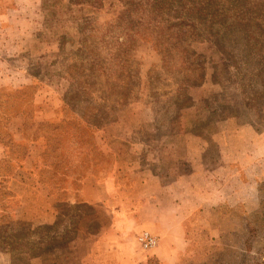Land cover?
Instances as JSON below:
<instances>
[{"label":"rangeland","instance_id":"obj_1","mask_svg":"<svg viewBox=\"0 0 264 264\" xmlns=\"http://www.w3.org/2000/svg\"><path fill=\"white\" fill-rule=\"evenodd\" d=\"M242 1L0 0V17L16 3L30 6L23 10L29 40H0V78L7 73L14 88L0 92V117L25 109L34 121L64 120L55 133L64 136L63 170L75 172L58 187L54 224L18 219L19 197L0 193V251L12 250V264H25L28 256L61 262L55 249L74 239L81 219L95 211L63 201L64 194L76 193L88 168L102 184L110 167L109 177L120 176L121 185L156 181L175 197L205 200L193 219L199 229L188 238L189 252L176 264L264 263V98L255 93L263 91L264 76L241 63L250 54L244 37L233 31L218 40L219 24L200 16L207 6L234 10ZM196 9L197 15L189 12ZM8 31L0 27V39ZM254 56L261 62L263 50ZM58 93L53 117L39 119L35 101L52 105ZM68 113L91 127L93 141L87 133L77 137ZM6 152L0 145V156ZM0 264L6 263L0 258Z\"/></svg>","mask_w":264,"mask_h":264},{"label":"crops","instance_id":"obj_2","mask_svg":"<svg viewBox=\"0 0 264 264\" xmlns=\"http://www.w3.org/2000/svg\"><path fill=\"white\" fill-rule=\"evenodd\" d=\"M16 4L0 17V27L11 28L10 33L2 35L0 40H29V19L23 10L28 12L30 6ZM36 5L35 2L31 4L34 9ZM13 11L20 13L18 19L10 18L9 12ZM5 77L8 78L7 73ZM60 99L61 94L58 93L53 100L55 104L35 101L40 107L39 119H51L61 105ZM23 125L22 114L13 117L7 124L16 141L23 139ZM36 155L31 151L23 169L9 179L8 188L21 201L16 216L18 219L37 225L54 224L57 221L54 210L57 202L30 173ZM120 180V176L113 174L102 184L90 178L82 181L84 203L95 211L81 219L77 226L79 233L74 239L55 249L54 254L61 262L54 260L51 264H149V258H154L156 264H176L181 256L189 252L188 238L195 229H199L194 228L193 219L206 204L205 200L185 195L175 197L170 195L169 188L164 189L156 181L151 185L145 182L137 188L140 184L127 187L121 185ZM217 202L221 203L222 199ZM141 231H148L157 237L154 249L145 252L139 248L136 235ZM0 255L6 264H12L13 256L9 252L0 251ZM25 264L49 262L41 256H28Z\"/></svg>","mask_w":264,"mask_h":264},{"label":"trees","instance_id":"obj_3","mask_svg":"<svg viewBox=\"0 0 264 264\" xmlns=\"http://www.w3.org/2000/svg\"><path fill=\"white\" fill-rule=\"evenodd\" d=\"M263 2L264 1L259 0L242 1L241 3H235L234 10H224L223 8L217 10V5H214L213 8L207 6V8L202 12L203 15H200L205 20H208L210 25L219 24L221 30L219 34L217 32V34H214V36L217 35L218 40H220L221 37V41L225 40L226 37L228 38V34L233 31L238 32L239 36L244 37V48L249 50L250 54L248 56H243L247 59V61L243 60L241 63H243L245 67H250L249 71L253 72L254 76L260 78L262 75L264 76V59L259 62L254 54H258L262 50L264 52ZM200 10L201 9H196L189 12L196 13L197 15V12ZM218 13H221V16H218ZM225 15L228 17H225ZM224 17L225 19H223ZM227 20L231 21V23L227 24ZM210 25L209 29L211 28ZM209 29L206 28L207 31H209ZM238 51L239 55H242L243 51ZM184 52L188 55L190 54L187 50H184ZM219 54L223 58H228L229 55L226 50H220ZM225 63L226 60L223 61L224 67L227 66ZM232 63L234 67L235 62ZM235 69L239 71L240 67L238 68L237 66L236 68L235 66ZM242 69L243 67H241V70ZM7 87L13 88L7 83V77L3 75V79L0 78V92L3 88ZM260 87L263 88V91L260 93L256 91L255 93L256 95H259V97L261 96L264 98V82L260 85ZM68 90L69 88L64 93L63 103H65L66 98L70 93ZM18 114H22L24 116V125L22 129L23 139L21 141H16L7 129L9 121ZM30 114L31 112L24 109L15 110L0 117V145H3L7 149L4 158L0 159V193L2 192L4 197L15 198L16 195L8 188V181L17 171L23 169L25 159L29 157L31 151H34L37 155L34 158L32 167L30 168V173L41 185L45 186L49 190V194L58 203L62 197V193L59 192L60 189H58V187L64 183L65 180H69L71 178L69 176L73 175L72 173H75L74 170L71 169L63 170L65 165L68 164L67 156H65L62 152L63 150H61L64 136L62 137L61 133L59 135L55 133L58 129L64 128V120L58 122H39L34 121ZM66 120L69 123L75 124V133L77 134V137H80V132L87 133L89 140L93 141L91 127H89L88 124L84 122L81 123L74 116H72L71 113H68L67 117L65 115V121ZM43 130H47V132L45 133ZM76 141L79 143L80 139L77 138ZM93 146L97 152L96 156L101 158H105L107 156L103 152L99 151L95 144ZM88 169H90V173L79 180L83 181L86 178H93L97 183H101L98 174L96 175V169ZM111 170V167L105 170L106 172L103 174V181L109 177ZM81 187L82 183L78 185L77 189H75L76 193H74V195L71 194L72 191L69 189V192L64 194L63 201L70 202L71 199H74L73 203H75V201L84 203ZM84 205L86 204L84 203ZM1 251L11 252L12 250L3 248ZM156 263L157 262L154 258H149V264Z\"/></svg>","mask_w":264,"mask_h":264},{"label":"built area","instance_id":"obj_4","mask_svg":"<svg viewBox=\"0 0 264 264\" xmlns=\"http://www.w3.org/2000/svg\"><path fill=\"white\" fill-rule=\"evenodd\" d=\"M136 241L142 251H150L157 246L158 239L148 231H141L136 235Z\"/></svg>","mask_w":264,"mask_h":264}]
</instances>
